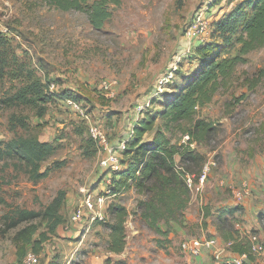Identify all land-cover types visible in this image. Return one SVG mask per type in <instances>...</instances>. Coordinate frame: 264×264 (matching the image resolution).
Instances as JSON below:
<instances>
[{"label":"rangeland","instance_id":"374dc122","mask_svg":"<svg viewBox=\"0 0 264 264\" xmlns=\"http://www.w3.org/2000/svg\"><path fill=\"white\" fill-rule=\"evenodd\" d=\"M239 1L120 0L109 5L112 15L104 26L95 28L84 11L61 10L45 0H0V140L37 135L57 146L41 162L42 170L51 167L49 173L38 180L30 178L16 159H0V264H28L29 251L37 256L30 264H214L215 247L203 246L204 240L215 238L221 251L235 255L248 248L249 233L261 239L255 228L241 237L237 231L244 227L240 202L250 193L248 171L258 166L264 178V45L249 51L212 100L197 109L196 117L213 127L191 144L202 153V163L189 170L177 156L176 169L182 166L194 174L190 197H202L201 206L194 207L189 199L186 208L171 218L172 226L159 222L166 232L158 233L141 216L147 192L129 180L108 196L104 219L80 227L68 223L84 190L102 191L107 185V169L100 167L103 151L89 133L90 124L102 127L110 143L115 137L125 138L143 115L160 111L175 85L183 84L200 63L195 50L200 41L186 35L193 14L199 10L207 21L209 40L213 21ZM235 52L228 45L222 55ZM31 76L43 81L46 100L9 104L8 97ZM67 91L81 96L75 100L83 112L65 102ZM19 118L27 125L22 126ZM159 123L160 118L145 139L153 136ZM167 134L179 143L187 140L178 129ZM130 156L128 151L118 152L122 169ZM211 159L215 165L200 184L202 164ZM60 191L63 222L53 233L46 231L40 217L10 226L9 218L17 210H43ZM237 192L243 196L238 198ZM111 203L127 212L120 252L109 249ZM26 226L35 232L18 234ZM42 233L46 238L36 244ZM184 242L188 244L183 246ZM196 244L199 254L192 248ZM199 255L205 256L204 262L198 261Z\"/></svg>","mask_w":264,"mask_h":264},{"label":"trees","instance_id":"16d2710c","mask_svg":"<svg viewBox=\"0 0 264 264\" xmlns=\"http://www.w3.org/2000/svg\"><path fill=\"white\" fill-rule=\"evenodd\" d=\"M45 1L61 10L84 11L95 28L103 27L111 17L109 5L120 2V0ZM228 45L236 48L235 54L222 55ZM262 45L264 0H240L228 13L213 21L211 38L197 43L195 50L200 57V63L184 78L183 84L175 85L176 89L168 94L163 108L156 113L143 115L135 121L134 135L128 140L125 148L131 156L124 168L118 171L119 176H113L109 186L114 190L117 186L134 180L141 191H146L147 196L141 201V216L156 232H166L160 227L159 222L166 220L172 226L171 218L184 210L190 199V188L183 178L184 171L176 169L177 159L179 157V161L189 170H191L189 167H195L203 159V155L191 147V144L203 139L213 128L205 119L196 117L197 109L212 100L222 81L232 74L239 62L246 60L245 55L249 51ZM64 97L81 99L78 93L73 94L70 91H67ZM45 98L43 81L31 76L8 97L7 101L9 104L35 105L38 100H46ZM158 118L160 123L155 133L145 139V134L153 130ZM19 121L22 126L27 125L24 118H19ZM173 129L188 134L187 140L181 143L173 141L171 135L167 134V131ZM56 148V144L40 140L37 135L15 136L5 141L0 140V159H16L23 163L30 178L38 180L47 176L51 169L46 167L42 170L41 162L52 155ZM62 197L63 192L60 191L43 210H17L15 215L9 218L10 226L40 217L46 222V231L53 233L63 222V215L60 212ZM108 210L113 216L109 223V249L120 252L125 244L124 222L127 212L124 206L116 203H111ZM23 232L30 236L35 229L26 226L19 230L18 234ZM45 238V233H42L35 243L40 244Z\"/></svg>","mask_w":264,"mask_h":264},{"label":"built area","instance_id":"2783aa9c","mask_svg":"<svg viewBox=\"0 0 264 264\" xmlns=\"http://www.w3.org/2000/svg\"><path fill=\"white\" fill-rule=\"evenodd\" d=\"M207 21L204 20L201 12L198 10L193 14L192 21L187 26L186 35L187 37L198 39L200 42L202 40H206L207 34ZM65 102L69 103L70 106H73L75 110H79L83 112V108L81 104L73 99L66 98ZM67 103V104H68ZM89 133L95 141L98 142L99 147L103 151V155L100 159V167L107 169L106 180L107 185L102 189V191L92 190H84L83 196L76 207L73 209L71 214L69 215V226L80 227L84 225V222H90L95 220L96 218L104 219L105 211L107 210V198L112 193V188L109 186L111 183V175L112 171H119L122 169V164L118 158V152L124 151L128 140L132 138L134 134V130L129 129L126 132L125 138H120L116 141V144L111 145L107 139V134L104 129L97 124H90ZM188 138V134L185 135ZM215 165V160L204 161L201 167V170L198 174L197 181L200 184H203L209 175L211 167ZM184 171L183 178L187 186L192 190L195 186L194 174L186 171L182 166L180 167ZM109 172V173H108ZM244 192H249L247 188H244ZM238 198H241L242 192H237ZM217 239L208 238L202 242V245L208 248H214V264H243L248 259L249 255L252 253H264V241H261L259 236L256 233H249V244L246 250H243L235 255H228V253H224L221 251L219 245H216ZM188 243L184 242L183 246H186ZM230 244V243H228ZM193 251L199 254L200 246L196 244V246L192 247ZM25 262L36 263L37 256L33 252H28L25 257Z\"/></svg>","mask_w":264,"mask_h":264},{"label":"crops","instance_id":"0c3cea01","mask_svg":"<svg viewBox=\"0 0 264 264\" xmlns=\"http://www.w3.org/2000/svg\"><path fill=\"white\" fill-rule=\"evenodd\" d=\"M41 140V139H40ZM48 141V140H43ZM117 137L111 142L116 143ZM110 142V143H111ZM112 144V143H111ZM128 155V154H127ZM128 156H125L124 159L127 160ZM264 167V166H263ZM259 173L258 166L255 167L254 170L248 171L249 181L251 182L250 185V193L247 195L243 200L240 202L242 206V221L241 224H244V227H240L241 230L237 231L240 237L245 234V231L248 228L256 229L259 232L261 239L264 241V219L260 218V213L264 214V178L263 175L259 173V178L257 175ZM203 202V198L200 197L199 200H196V197H190L189 203H193V206H201ZM208 230L212 231L214 227L208 225ZM247 228V229H246ZM224 240V239H222ZM229 242H238L239 239H228ZM226 242V241H224ZM240 247V246H239ZM231 252L232 249H231ZM204 255H199L198 261L204 262ZM207 262V261H206ZM248 264H264V253H252L246 260Z\"/></svg>","mask_w":264,"mask_h":264}]
</instances>
